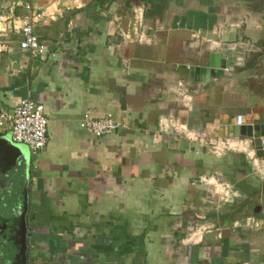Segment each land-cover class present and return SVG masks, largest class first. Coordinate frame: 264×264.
Returning <instances> with one entry per match:
<instances>
[{
  "label": "crops",
  "instance_id": "obj_1",
  "mask_svg": "<svg viewBox=\"0 0 264 264\" xmlns=\"http://www.w3.org/2000/svg\"><path fill=\"white\" fill-rule=\"evenodd\" d=\"M37 5L44 55L0 32V109L29 97L47 117L27 263L264 264V154L229 135L264 128V0H0V28ZM138 11L142 41L124 36ZM213 52L223 73L191 80ZM87 110L123 126L94 136ZM219 139L235 148L213 152Z\"/></svg>",
  "mask_w": 264,
  "mask_h": 264
},
{
  "label": "built area",
  "instance_id": "obj_2",
  "mask_svg": "<svg viewBox=\"0 0 264 264\" xmlns=\"http://www.w3.org/2000/svg\"><path fill=\"white\" fill-rule=\"evenodd\" d=\"M45 17V7L35 6L32 10L24 14L19 20L5 21L0 28V32H18L21 39L18 41V48L28 51L32 55H44L46 46L39 42L33 32V26L41 22ZM144 29L145 32L142 30ZM151 27L145 25L142 13L138 11L132 32L125 33L124 36L131 40L142 41L147 30ZM5 50V43L0 41V53ZM8 127L12 141L25 144L30 154H36L42 149L46 142L47 117L44 106L34 102L29 97L21 98L13 110L0 109V128ZM79 126L94 136L107 135L123 126L122 122L111 115L96 118L87 110L79 120ZM179 132V131H177ZM250 140V139H249ZM264 148V135L260 137ZM251 141V140H250ZM213 152L218 154L227 149H234L235 145L229 139H219L212 143ZM264 166V161L262 163ZM263 170V169H259Z\"/></svg>",
  "mask_w": 264,
  "mask_h": 264
},
{
  "label": "flooded vegetation",
  "instance_id": "obj_3",
  "mask_svg": "<svg viewBox=\"0 0 264 264\" xmlns=\"http://www.w3.org/2000/svg\"><path fill=\"white\" fill-rule=\"evenodd\" d=\"M6 164L11 166L4 169ZM28 173L23 161L13 164V160L7 158L0 166V264H23L20 255L11 262L4 256L8 252L17 255L24 222L29 232Z\"/></svg>",
  "mask_w": 264,
  "mask_h": 264
},
{
  "label": "water",
  "instance_id": "obj_4",
  "mask_svg": "<svg viewBox=\"0 0 264 264\" xmlns=\"http://www.w3.org/2000/svg\"><path fill=\"white\" fill-rule=\"evenodd\" d=\"M226 59L221 56L220 53H211L209 56V63L205 67H193L191 68V74L195 72L194 76H191L190 79L196 82H207L210 78L218 76L222 74L224 69L226 68ZM232 67V66H231ZM230 67V68H231ZM193 71V72H192ZM231 132L230 136L238 137L240 134H245L247 136H251L253 139V143L256 148V154L258 156H262L264 154V148L261 144L260 137L264 134V128L260 131V128L257 129V132L252 133V128L249 127H241V126H232L230 127ZM7 158H11L13 160V164L15 161H23L26 163L27 168L30 163V152L28 147L23 143H17L12 141L10 131L6 134L0 136V166L4 163V160ZM12 164V163H11ZM10 164H6L4 169L8 168ZM24 198H26V194H24ZM258 210V207L255 208V211ZM25 224V222H24ZM24 229L22 232L21 239L19 240V246L16 248L18 250L17 255L13 252H8L6 257L10 262L14 260L15 256L20 255L21 261L23 264L28 262V229L26 224L24 225Z\"/></svg>",
  "mask_w": 264,
  "mask_h": 264
},
{
  "label": "rangeland",
  "instance_id": "obj_5",
  "mask_svg": "<svg viewBox=\"0 0 264 264\" xmlns=\"http://www.w3.org/2000/svg\"><path fill=\"white\" fill-rule=\"evenodd\" d=\"M248 152V151H247ZM245 155V156H244ZM237 156H238V158L240 159V157L241 156H243V157H245V159H247V162H248V164H249V166L251 167V169L252 170H254V172L256 173V168H255V165H254V163H253V160H252V157H250L249 155H247L246 153H245V151L243 152V151H237ZM252 156V155H251ZM260 158H262V157H260ZM253 159H254V156H253ZM251 164V165H250ZM257 174V176L255 175V179H258L259 181H261V180H263L264 181V178H262L261 180H260V177H259V175H258V173H256ZM262 174V173H261ZM263 176V175H262Z\"/></svg>",
  "mask_w": 264,
  "mask_h": 264
}]
</instances>
